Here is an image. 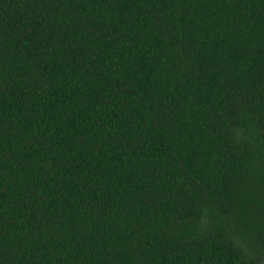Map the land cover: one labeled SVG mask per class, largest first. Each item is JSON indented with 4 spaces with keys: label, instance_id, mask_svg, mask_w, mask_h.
<instances>
[{
    "label": "trees",
    "instance_id": "16d2710c",
    "mask_svg": "<svg viewBox=\"0 0 264 264\" xmlns=\"http://www.w3.org/2000/svg\"><path fill=\"white\" fill-rule=\"evenodd\" d=\"M0 264H264V0H0Z\"/></svg>",
    "mask_w": 264,
    "mask_h": 264
}]
</instances>
